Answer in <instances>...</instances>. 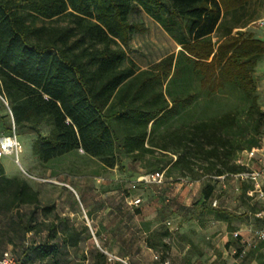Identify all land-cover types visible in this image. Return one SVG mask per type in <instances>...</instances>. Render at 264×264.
Wrapping results in <instances>:
<instances>
[{"label":"trees","instance_id":"trees-1","mask_svg":"<svg viewBox=\"0 0 264 264\" xmlns=\"http://www.w3.org/2000/svg\"><path fill=\"white\" fill-rule=\"evenodd\" d=\"M249 1L0 0V122L6 125L8 116L11 130L38 133L32 151L43 165L81 149L108 169H123L126 156L144 161L143 173L164 171L172 184L182 177L191 181L197 171L200 177L194 179L203 186L196 204L225 218L230 213L211 205L219 188L215 177L248 169L238 162L243 144L230 135L240 126L239 116L230 109L191 118L186 110L196 96L189 82L198 75L200 86L211 93L236 84L250 99L248 115L263 119L254 70L264 56V40L251 31L231 29L214 40L225 24L223 16ZM140 10L181 45L177 55L170 53L144 69L129 57L132 35L146 31L143 23L131 20ZM166 82H178L184 89L165 90ZM170 118L180 124L159 133L158 125ZM44 125L46 134L41 133ZM258 126L244 150L261 143ZM172 169L181 175L171 179ZM40 202V192L24 177L7 176L0 159V216L7 219L0 226V256L9 251L19 264H127L110 260L93 242L89 252L72 261V250L91 241L88 225L59 214L55 203ZM252 204L250 214L264 223V216L257 215L263 203L255 199ZM23 206L30 209L23 211ZM13 211L16 215L10 216ZM165 213L173 216L174 209H160L161 226L147 241L160 252L153 264H170ZM29 233L41 237L28 240ZM231 246L242 249L233 235L225 248ZM216 254L209 264H229L222 252ZM239 259L264 264V241Z\"/></svg>","mask_w":264,"mask_h":264},{"label":"rangeland","instance_id":"rangeland-1","mask_svg":"<svg viewBox=\"0 0 264 264\" xmlns=\"http://www.w3.org/2000/svg\"><path fill=\"white\" fill-rule=\"evenodd\" d=\"M254 5L255 8H264V0H259ZM244 13L245 11L239 9L226 13L223 16L225 24L217 29L214 40L222 38L228 29H231L232 33L243 31L239 30V21L243 17L242 15H245ZM131 20L141 22L146 27L144 32H135L130 42L129 57L137 63L139 68H148L168 54L177 53L181 49V45H178L163 26L145 11L134 12L131 15ZM256 26L259 25L253 23L246 30L249 31ZM182 58L181 55L180 59ZM254 76L259 103L264 110V56L260 57L258 65L255 67ZM189 83L190 89L196 96L194 106L190 105L186 110L191 118L199 120L203 116L219 115L230 109L237 111L240 126L236 125L230 131V135H234L235 140L244 146L242 150H239V155L245 148H248L247 139L257 133L255 129L257 124L259 125L258 135L264 137V117L259 120L248 115L250 99L236 84H227L217 92L211 93L209 89H203L200 86L198 75L193 76ZM164 89L173 91L183 90L184 87L178 82H166ZM11 121V118L7 116L6 125L0 122V138L2 136L12 137L19 146V150L14 149L12 153L2 156L3 158L0 157L6 175H19L26 178L40 192L41 206L55 203L56 211L59 214L68 215L76 224L85 223L89 227L92 234L91 241H83L79 249L72 250L70 256L72 261L81 259L84 251L89 252L88 246L92 242L103 249L108 256L109 254L116 256L127 264H153L158 259L160 252L149 247L147 241L156 237L154 231L161 226V217L158 215L160 209L165 205L175 208L177 202L172 199L176 195H171L170 192L165 195L167 192L162 193V189L158 187L132 188L135 177L146 171L144 161H135L126 156L123 169L117 167L108 169L102 165L100 160L85 154L80 149L68 153L50 164L43 165L32 151V144L39 134L28 128L11 130ZM179 124V121L170 118L158 125V132L164 133L168 128L176 127ZM47 132L48 126L44 125L41 133L46 134ZM192 159L200 163L196 158ZM170 173L171 179L181 175L177 169H172ZM194 175L191 181L200 177V173L197 171ZM197 180L200 182L198 195L189 200V206L178 204L186 210L188 207L192 209L190 213L184 211V214H187L188 222L183 224L182 218L177 219L176 216L165 213L169 233L164 236V239L171 245L170 264H209L216 258L217 252H222V258L229 264H243L231 250L225 248L233 232L244 222V219L240 217L243 214L234 213L235 216L228 224L230 230L228 237L225 235L217 238L215 234L211 235L208 232H200V235H197L196 225L204 227L210 220L209 212L202 211L196 204L201 197L203 186L202 180L194 179V181ZM71 185H79L80 190L77 189L76 193ZM169 187L170 191L174 192L175 188L172 189V184ZM217 191L219 190L217 189ZM117 193L122 194L116 195ZM137 197L141 198L140 203L133 204L131 200ZM227 197L231 199L233 195ZM252 200L254 202L255 199ZM241 206L243 209L239 211L248 213L254 205L252 201L250 202L243 196ZM21 208L23 211L30 209L27 206ZM15 212L13 211L10 216L16 215ZM39 215L40 218L44 217L43 214ZM247 215L246 220L250 218L256 224H264L257 216ZM169 220L172 222L171 224H168ZM6 221V217L1 215L0 226H3ZM27 237L28 240H38L41 233H29ZM191 243L194 246L191 247Z\"/></svg>","mask_w":264,"mask_h":264},{"label":"crops","instance_id":"crops-1","mask_svg":"<svg viewBox=\"0 0 264 264\" xmlns=\"http://www.w3.org/2000/svg\"><path fill=\"white\" fill-rule=\"evenodd\" d=\"M256 2H259V0H250L243 7L239 8V10L245 11V13H244L245 15H242L243 17L239 21V30L247 31L246 29L249 28L258 19L264 18V8H261V9L255 8L254 4ZM249 31L253 32L256 37L264 40V27L256 26V27L250 29ZM215 33H214V35H215ZM214 39H215V36H214ZM179 51L177 53H175V52H172V53H175L177 55L179 53ZM263 90H264V85H263ZM170 184H172V183L169 181V179H166L165 182L163 184H161L160 186L153 184L149 187H158V188L162 189V191H161L162 193L164 191L167 192V194H165V195H168V192H170L171 195H176V197H174V198L172 197V199L174 201H176L177 203L175 205V208L174 207H171V208L174 209V216H176L177 219L182 218L181 220H183V224H186L188 222L187 216L184 214V211L186 210V208L184 209L178 204L180 203L183 205L185 204V206H189L190 205L188 203L189 200L192 197H194L195 195H198V187L200 186V182H199V180L189 181L188 183L177 184V186L172 184V186H173L172 189L175 188V190H173L174 192L170 191L171 190V188L169 187ZM238 184H240V186H241V190L239 192L236 191V189H235V187ZM218 185H219V188H218L219 191H217L215 195H216V197H218L220 199L221 207L230 214H227V217L222 218V217L216 216V214L214 212L209 213L208 217L210 218V220L206 222L207 223L206 226L202 227L200 225H196V230L198 231L197 235H200V232L201 233L208 232V234H211V235L215 234V237H217V238H219L220 236H225V235L228 237L229 236L228 234H230V230L228 229V224L230 223L231 218L234 217L236 213L238 215L243 214L240 217H242V219H244V222L242 223V225L240 227H238L237 230H241L242 232L245 233L246 232L245 229L247 226H249L250 223L256 224L253 221H251L250 218H249V220H246V217L248 216L247 214H249V216L251 217V215H252V214H250L251 212L248 211V213H247L246 211H239V210L243 209L241 206V198L243 196L246 197L247 199H249L250 202L252 201V203H253V200H252L253 196L250 197V195L247 193V190L253 188L252 182L240 180V179H236L232 176H228L224 180H220ZM71 187L76 190V193L78 192L77 189L80 188L79 185H76V186L71 185ZM108 194L111 195V193H108ZM121 194L122 193H120V194L117 193L116 195H121ZM228 195H233V198H231V199L228 198L227 197ZM186 200H188V201H186ZM166 202H168V201H166ZM204 223H205V221H204ZM216 234H217V236H216ZM250 264H255V261L251 262Z\"/></svg>","mask_w":264,"mask_h":264},{"label":"built area","instance_id":"built-area-1","mask_svg":"<svg viewBox=\"0 0 264 264\" xmlns=\"http://www.w3.org/2000/svg\"><path fill=\"white\" fill-rule=\"evenodd\" d=\"M255 23H257L260 27H264V18L258 19ZM5 136H2L3 138ZM0 138V157L12 153L14 149L19 150L18 142L16 141L15 148L7 147ZM238 162L240 164L246 165L248 167L247 170L239 172V173H230L221 176H216L215 178L219 180H224L228 176H232L236 179L251 181L253 184V188L247 190V193L250 196H253L258 201H261L264 206V137L261 143L257 146H254L250 149H246L242 151L239 155ZM256 164V166H254ZM165 181V173L164 171H155L150 173H143L137 177V179L132 184V188H137L139 184H144L145 186L161 185ZM189 180L187 178H180L178 181H175L174 185L180 183H188ZM236 191L241 190L240 184L235 187ZM141 198L137 197L132 199L131 202L133 204L140 203ZM211 205L213 208L221 207V202L218 197H215ZM258 216H264V208L262 211L257 213ZM172 222L169 220L168 224ZM246 232H242L241 230H236L233 232V236L240 239L242 249L239 251L236 247L231 246L230 250L233 254L238 253V258L244 256V254L251 248L256 247V245L264 241V227H259L255 224L250 223L249 226L246 227ZM158 257V256H157ZM109 259H119L116 256H112L109 254ZM123 260V259H120ZM124 261V260H123ZM0 264H19L16 258L12 255L11 252L6 251L0 256Z\"/></svg>","mask_w":264,"mask_h":264},{"label":"bare ground","instance_id":"bare-ground-1","mask_svg":"<svg viewBox=\"0 0 264 264\" xmlns=\"http://www.w3.org/2000/svg\"><path fill=\"white\" fill-rule=\"evenodd\" d=\"M2 142L9 148H15L16 146V140L12 137H3L1 138Z\"/></svg>","mask_w":264,"mask_h":264}]
</instances>
